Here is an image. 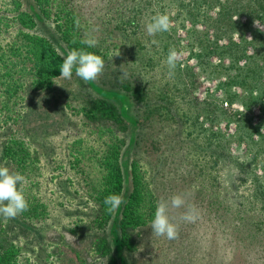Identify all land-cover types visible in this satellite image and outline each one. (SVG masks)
Masks as SVG:
<instances>
[{"label":"rangeland","instance_id":"obj_1","mask_svg":"<svg viewBox=\"0 0 264 264\" xmlns=\"http://www.w3.org/2000/svg\"><path fill=\"white\" fill-rule=\"evenodd\" d=\"M60 2L0 0V165L24 176L18 189L28 204L14 218L0 216L11 264H264L250 250L264 249L258 17L235 14V30L221 32L224 0H69L67 13ZM157 12L169 16V30L149 36L144 25ZM62 19L74 25L69 33L96 37L105 57L95 80L74 70L71 79H39L41 67L58 70L45 47L62 59L69 52ZM169 49L179 55L172 77ZM142 51L149 67L138 62ZM117 166L122 203L102 223ZM173 196L183 203L172 207ZM130 202L135 219L125 229ZM161 202L173 239L149 226ZM191 209L195 218L185 219Z\"/></svg>","mask_w":264,"mask_h":264},{"label":"clouds","instance_id":"obj_2","mask_svg":"<svg viewBox=\"0 0 264 264\" xmlns=\"http://www.w3.org/2000/svg\"><path fill=\"white\" fill-rule=\"evenodd\" d=\"M258 29H261V26ZM170 19L166 13L157 12L151 16L150 20L144 25L145 31L149 36L156 33L166 32L169 30ZM154 42V41H153ZM82 45L87 48H93L97 44V39L92 34H86V38L80 41ZM87 48H79L70 50L66 56L63 57L59 64V76L65 79H71L73 70L75 75L83 81L95 80L98 74L102 71L104 62L103 59L90 52ZM179 55L175 49H169L165 63L167 65V75L174 76L177 68ZM126 76V73H122ZM24 176L19 172H11L6 165H0V216L5 218H14L18 214L25 211L28 207L22 191L18 189V184L24 181ZM106 206V211L109 213L118 209L122 203V196L116 193L108 194L103 201ZM183 203L180 196H173L170 200L172 207H178ZM168 202H161L157 205L153 217L150 221V228L152 233L156 236H163L167 239H173L176 236V225L171 222L168 216ZM194 209L191 213L186 214L185 219H194Z\"/></svg>","mask_w":264,"mask_h":264},{"label":"trees","instance_id":"obj_3","mask_svg":"<svg viewBox=\"0 0 264 264\" xmlns=\"http://www.w3.org/2000/svg\"><path fill=\"white\" fill-rule=\"evenodd\" d=\"M239 0H224L223 3H220V13H219V17L218 19L221 20V25L219 26V28H221V32H227L228 30H235L234 27H232V17L235 14H238L240 16L243 15H247L248 17H258L259 20V24L261 25V28L264 27V0H248L247 2H245V0H241L240 4L241 6L239 7V5L237 4ZM68 2L69 0H61L60 4L62 6V11L64 13L70 12L69 8H68ZM71 2V0H70ZM221 5H222V9H221ZM221 15H223L221 17ZM26 22H28L30 24L31 27H33L35 25V20L31 15L26 14ZM238 23V22H237ZM60 27L64 28L65 34L69 35L70 37L67 39V48L68 51L72 50V49H79V48H87L86 45H82L80 43V41L82 39H84V36H82L81 34H79V32L76 30L75 33H69L73 30L74 25L70 26V20L66 19L61 21V25ZM239 28V27H238ZM264 29V28H262ZM68 32V33H67ZM232 32V31H231ZM235 32H239V31H235ZM256 32L258 34L254 33V37L255 39H257V35H259V38L262 36V33H264L263 30H256ZM28 35H31L30 33ZM37 34H35L33 32V38H36ZM251 47V46H250ZM252 49L255 48V46L251 47ZM261 48H264V45H261ZM88 51L90 52H94L95 54L100 56V50L95 47L93 48H87ZM261 49H258V51H260ZM44 52H46L48 55H53V59H55L57 61V64L59 66V64L62 62V58L59 56V54L57 53V51H55L54 46L52 48H48L44 49ZM147 52H136L137 55L140 56V60L138 61L143 62L144 67H149V65H151V59L150 57H145ZM105 57V55H103ZM103 56L101 57L103 59ZM56 69H58L56 72H52L49 71V69H47L46 67H41L40 68V73H39V79H41V81H51V79L53 77L59 76V67H57ZM147 71H145L144 74H146ZM255 77L254 80L257 81L260 78V75L257 72H253ZM141 80V79H140ZM140 80L138 82H140ZM246 80H241L239 82V86L243 87L246 84ZM124 86L128 87L130 90H133L134 93L137 95L138 94V90L136 89L135 85L132 82H124L123 83ZM137 84V83H136ZM162 90V88H161ZM160 93H163L161 91H158ZM109 106V116L115 120L117 123H122L123 119L120 115V113L117 111V109L111 105L110 103H108ZM124 173L123 170L121 168V166H117L116 168V172L114 173V183L111 187L110 193H116V194H121L122 189L124 187ZM104 199H102V223H107L108 219L111 216V213L107 212L106 206L103 203ZM126 214L127 216L124 217L123 221H122V226L126 229L128 227L129 224L133 223L134 219H135V214L134 211L132 209V203H128L126 205L125 208ZM128 212V213H127ZM134 224V223H133ZM103 247L106 248V250H111V246L110 243L108 242V240L106 239V237H103ZM123 244V243H122ZM12 244H10V240H8V233H7V229L4 227L3 224H1L0 222V264H11L12 262V257H13V249H12ZM252 250L253 254H258L259 257H264V249L261 248H257L256 249H250ZM15 253V252H14ZM113 259V258H112ZM115 261V259H113Z\"/></svg>","mask_w":264,"mask_h":264},{"label":"water","instance_id":"obj_4","mask_svg":"<svg viewBox=\"0 0 264 264\" xmlns=\"http://www.w3.org/2000/svg\"><path fill=\"white\" fill-rule=\"evenodd\" d=\"M123 173H124V171H123ZM125 179V178H124ZM125 184V183H124Z\"/></svg>","mask_w":264,"mask_h":264}]
</instances>
